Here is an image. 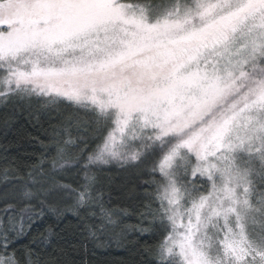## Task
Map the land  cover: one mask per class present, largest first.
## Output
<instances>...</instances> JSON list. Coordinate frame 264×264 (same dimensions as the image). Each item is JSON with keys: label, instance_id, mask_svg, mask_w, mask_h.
Here are the masks:
<instances>
[{"label": "snow or ice", "instance_id": "obj_1", "mask_svg": "<svg viewBox=\"0 0 264 264\" xmlns=\"http://www.w3.org/2000/svg\"><path fill=\"white\" fill-rule=\"evenodd\" d=\"M0 100L52 143L0 171V264H91L113 242L128 264H264V0H0ZM69 216L79 257L53 248Z\"/></svg>", "mask_w": 264, "mask_h": 264}, {"label": "trees", "instance_id": "obj_2", "mask_svg": "<svg viewBox=\"0 0 264 264\" xmlns=\"http://www.w3.org/2000/svg\"><path fill=\"white\" fill-rule=\"evenodd\" d=\"M161 0H141V2H155ZM82 120L88 121L89 116L84 112L80 113ZM8 119V127L5 129L4 121ZM49 129V124L47 117L40 115L38 112L20 113L19 108L14 109L13 103L0 100V171L15 169L17 163H32L38 159H42L48 155V150L51 148L52 143L46 139L45 130ZM75 143L66 145V158L70 164H75L76 159L81 157H86V155L95 150L98 140L95 139V134H93V139L87 146L80 144L74 135L71 138ZM79 145V147H77ZM55 152L51 153L54 157ZM46 163H51V157H49ZM63 163V161H61ZM103 171L99 173L105 180V183L111 182V190H118L119 186L122 185L129 175V173L124 171L118 163H111L108 165L101 166ZM95 166L92 167V171H95ZM77 181L83 182V172L76 174L75 179H73V173H69L65 177V183L72 184L73 187L77 186ZM2 187V184H0ZM105 190V196L107 197L108 191ZM113 208H118L120 206L118 202L117 192L112 191V205ZM70 222V223H69ZM77 221L74 217L69 216L67 221H63L59 227L55 230L61 234L63 239H55L53 241V248L59 250L61 247L69 251L70 255L73 257H79L82 254V249L79 247V234L78 229L75 225ZM130 226H135L137 220L135 217L127 221ZM53 227L52 220L49 219L45 221H37L31 226V236L24 240V243L28 242V239L32 237L39 238L42 234H46L47 230ZM27 228V226H26ZM75 233V235H74ZM133 239H135L133 237ZM53 240V238H50ZM148 244L153 243V241L148 240ZM145 244V238H139V246L143 247ZM92 248V245H89ZM75 248V250H73ZM51 250V249H49ZM135 250L133 249L132 252ZM132 252L126 251L124 246H119L115 242L108 244L104 247L92 248V252L89 254V260L91 264H128L130 260L133 259ZM139 260V257H135Z\"/></svg>", "mask_w": 264, "mask_h": 264}, {"label": "rangeland", "instance_id": "obj_3", "mask_svg": "<svg viewBox=\"0 0 264 264\" xmlns=\"http://www.w3.org/2000/svg\"><path fill=\"white\" fill-rule=\"evenodd\" d=\"M161 2H164V0H161V1H155V2H150V3H161Z\"/></svg>", "mask_w": 264, "mask_h": 264}]
</instances>
